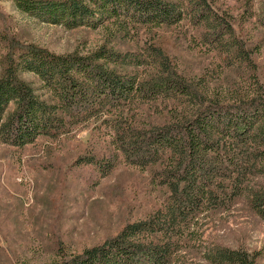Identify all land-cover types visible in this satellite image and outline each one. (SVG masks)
Wrapping results in <instances>:
<instances>
[{
  "label": "trees",
  "instance_id": "trees-1",
  "mask_svg": "<svg viewBox=\"0 0 264 264\" xmlns=\"http://www.w3.org/2000/svg\"><path fill=\"white\" fill-rule=\"evenodd\" d=\"M13 2L42 21L67 28L108 24L124 36L141 27L171 26L189 16L203 26L209 45L227 55V64H252L250 49L208 0ZM258 23L264 28V10ZM6 34L0 30V142L23 148L38 138L56 140L106 116L117 153L99 165L79 156L73 165H93L102 173L120 154L127 165L148 170L151 185L163 190V203L149 214L53 264H172L195 239L204 213L227 209L239 198L264 219V183L256 180L264 177V81L253 76L248 93L238 91L233 98L225 91L212 98L204 80L181 75L155 43L146 42L136 53L101 45L88 54H59ZM109 65L154 72L140 77ZM22 72L37 76L48 97L23 80ZM161 112L168 118L160 123L139 116ZM257 256L223 246L205 252L213 264H256Z\"/></svg>",
  "mask_w": 264,
  "mask_h": 264
},
{
  "label": "rangeland",
  "instance_id": "rangeland-1",
  "mask_svg": "<svg viewBox=\"0 0 264 264\" xmlns=\"http://www.w3.org/2000/svg\"><path fill=\"white\" fill-rule=\"evenodd\" d=\"M208 1L230 20L235 35L250 49L251 68L227 64V55L209 45L203 26L194 24L189 16L171 26L141 27L124 36L108 24L67 28L42 21L21 12L13 0H0V30L59 54H88L101 45L136 53L146 42L155 43L181 75L204 80L212 98L225 91L236 98L238 91L246 94L253 89V76L264 81V28L258 23L264 0ZM109 66L138 72L140 77L154 72L143 66ZM20 77L48 97L33 73L22 72ZM145 114L139 116L146 122L160 123L168 118L167 112ZM107 118H93L56 140L38 138L23 148L0 142V264H53L101 243L163 203V190L151 185L149 171L127 165L119 153L115 165L102 173L93 165H73L79 156L92 158L99 165L117 153L110 144ZM256 180L264 183V177ZM194 231L195 239L172 264H213L205 252L214 246L246 249L257 253L256 264H264V219L244 198L227 209L204 213Z\"/></svg>",
  "mask_w": 264,
  "mask_h": 264
}]
</instances>
